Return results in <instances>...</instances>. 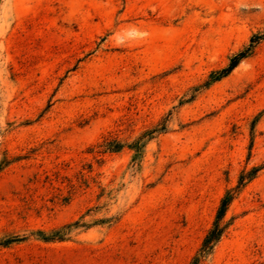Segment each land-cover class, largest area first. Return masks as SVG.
Returning <instances> with one entry per match:
<instances>
[{
    "label": "rangeland",
    "instance_id": "obj_1",
    "mask_svg": "<svg viewBox=\"0 0 264 264\" xmlns=\"http://www.w3.org/2000/svg\"><path fill=\"white\" fill-rule=\"evenodd\" d=\"M262 34L264 0H0V264H197L251 173L199 264H264V41L206 86Z\"/></svg>",
    "mask_w": 264,
    "mask_h": 264
},
{
    "label": "trees",
    "instance_id": "obj_2",
    "mask_svg": "<svg viewBox=\"0 0 264 264\" xmlns=\"http://www.w3.org/2000/svg\"><path fill=\"white\" fill-rule=\"evenodd\" d=\"M262 41H264V34L259 36H254L251 39L250 45L247 48H245L242 52L232 57L227 68L212 74L206 86H210L229 76L240 65V63L243 60L251 57L254 54L255 49ZM141 148L142 147H140L139 145L135 147L138 153H140ZM108 150L112 151V148H108ZM253 178H254V173L253 174L251 173L247 176H242L237 189L228 191L224 196V198L221 200L220 206L218 208L216 220L212 228L209 230L208 234L206 235L202 247L199 251L198 259L196 260L197 264L203 262L212 254L214 248L224 236L228 228V224H225L224 222L227 212L232 202L234 201L236 195L238 194L240 188L244 187V182L250 181Z\"/></svg>",
    "mask_w": 264,
    "mask_h": 264
}]
</instances>
